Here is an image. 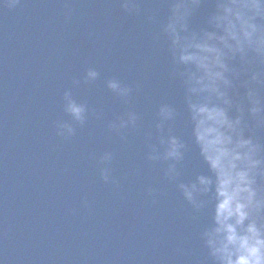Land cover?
<instances>
[{
	"label": "water",
	"instance_id": "obj_1",
	"mask_svg": "<svg viewBox=\"0 0 264 264\" xmlns=\"http://www.w3.org/2000/svg\"><path fill=\"white\" fill-rule=\"evenodd\" d=\"M137 2L139 12L129 15L120 0H19L14 7L0 0L3 264H211L199 240L210 209L194 213L164 177L165 162L147 159L157 138L156 109L169 103L177 109L172 132L189 146L180 179L209 174L191 143L182 90L159 34L167 4ZM208 7L193 17V26ZM89 68L99 76L84 83ZM110 78L131 87L127 103L107 89ZM66 89L99 116L73 122L63 111ZM129 111L138 116L135 128L108 129ZM57 121L71 123L75 134L57 136ZM256 134L264 143V129ZM104 152L113 154L107 167L115 183L100 177ZM17 246L22 260L12 255Z\"/></svg>",
	"mask_w": 264,
	"mask_h": 264
},
{
	"label": "clouds",
	"instance_id": "obj_2",
	"mask_svg": "<svg viewBox=\"0 0 264 264\" xmlns=\"http://www.w3.org/2000/svg\"><path fill=\"white\" fill-rule=\"evenodd\" d=\"M18 2L8 0L6 6ZM165 2L167 15L159 22V34L170 57L171 74L182 90L191 143L209 174H197L188 182L180 179L179 166L189 146L172 132L177 109L169 103L156 109L157 138L148 145L147 159L165 162L164 177L175 184L194 213L210 209L199 240L211 264H264V143L256 134L264 129V0ZM204 5L209 7L201 24L193 26V17ZM120 6L129 15L140 10L137 0H120ZM98 76L89 68L83 82ZM80 83L72 81L74 87ZM105 86L127 103L131 87L116 78L106 80ZM62 101L63 111L78 125L90 114L99 116L85 102H78L70 89L63 92ZM137 121V114L129 111L107 127L120 134L135 128ZM55 129L63 138L75 134L68 122L57 121ZM112 159L111 152L99 157L105 183H115L107 167Z\"/></svg>",
	"mask_w": 264,
	"mask_h": 264
}]
</instances>
